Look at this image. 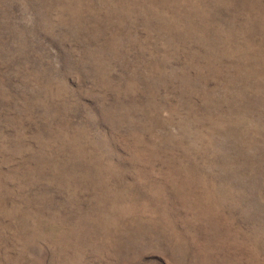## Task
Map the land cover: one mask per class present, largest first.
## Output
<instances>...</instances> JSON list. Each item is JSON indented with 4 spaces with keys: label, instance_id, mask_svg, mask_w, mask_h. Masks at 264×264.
I'll list each match as a JSON object with an SVG mask.
<instances>
[{
    "label": "rangeland",
    "instance_id": "obj_1",
    "mask_svg": "<svg viewBox=\"0 0 264 264\" xmlns=\"http://www.w3.org/2000/svg\"><path fill=\"white\" fill-rule=\"evenodd\" d=\"M0 264H264V0H0Z\"/></svg>",
    "mask_w": 264,
    "mask_h": 264
}]
</instances>
